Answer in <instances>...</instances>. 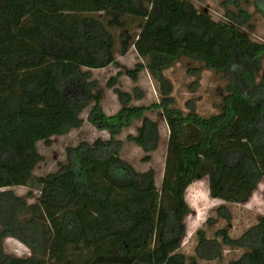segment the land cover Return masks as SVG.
I'll return each mask as SVG.
<instances>
[{
  "label": "trees",
  "instance_id": "16d2710c",
  "mask_svg": "<svg viewBox=\"0 0 264 264\" xmlns=\"http://www.w3.org/2000/svg\"><path fill=\"white\" fill-rule=\"evenodd\" d=\"M216 20L191 0H0V264H199L196 256L167 248L187 234V189L208 177L210 196L228 221L227 203H247L264 182V80L257 73L264 43L245 29L264 0H223ZM132 48L144 60L119 71L107 85L120 110L108 115L104 90L93 69L119 65ZM182 57L231 75L221 111L210 116L174 106L164 71ZM257 67V68H256ZM147 69L160 102L134 105L143 93L118 86ZM160 108L169 127L161 187L156 170L138 171L120 155L119 135L141 121L128 140L147 155L159 148L160 126L147 116ZM88 121L110 139L82 141L66 150L49 186L35 202L17 194L44 160L38 143ZM209 217L207 222H212ZM198 249L209 243L197 231ZM225 245L243 249L226 264H264V215L240 237L216 231ZM22 242L29 254L7 253L5 240Z\"/></svg>",
  "mask_w": 264,
  "mask_h": 264
},
{
  "label": "rangeland",
  "instance_id": "374dc122",
  "mask_svg": "<svg viewBox=\"0 0 264 264\" xmlns=\"http://www.w3.org/2000/svg\"><path fill=\"white\" fill-rule=\"evenodd\" d=\"M191 1L199 9L210 12L216 20L224 19L223 0ZM250 10L253 13L252 26L245 29L254 40L264 43V15L257 12L254 7H251ZM118 59L120 67L110 65L106 68L92 70L94 77L100 81L104 90L103 107L108 115L116 114L121 108L116 93L107 85L108 79L119 71L124 72L125 69L134 68L137 63L144 62L134 48L126 55L119 56ZM245 68L246 65L237 62L230 69V73H217L206 69L198 61L182 57L172 67L166 69L164 74L173 84L174 106L186 113L189 111V107H193L199 114L210 116L221 111L231 75L240 73ZM257 80H264V58L257 73ZM117 83L122 89L133 94L143 93L142 99H135L132 102L134 105L150 106L160 102L158 84L147 69L139 74L137 81L123 74ZM88 112L89 110H86L82 113L84 123L81 128L73 129L65 135L54 136L50 143L44 141L38 143V149L44 156V160L36 166L27 185L13 187L17 194L26 196L31 192L32 196L29 198V202H35L45 194L49 186L41 178L58 170L60 163L65 162L67 147L76 146L82 141L94 142L97 138L110 139L108 131L98 129L88 121ZM146 114L159 123L161 132L159 148L149 153L151 159L148 162L143 160L147 154L135 143L128 140V135L135 134L137 127L141 125V121H135L131 127L119 135V139L122 141L120 155L138 171L154 168L157 185L161 187L169 127L162 109H151ZM186 199L191 206V213L186 218L187 234L182 242L167 248V256L180 251L187 257L196 256L199 264H226L239 258L244 250L225 245L222 238L216 235V231L229 227L230 236L237 238L258 222L260 215H264V182L259 184L258 189L247 203L226 204L231 211V221L218 216L216 209L224 202L210 196L208 177L194 182L187 189ZM209 217H213V221L210 223L207 222ZM199 229H204L209 239V243L200 250L198 249L199 238L197 234ZM4 246L6 252L13 255L26 256L29 254V249L22 242L12 237L5 240Z\"/></svg>",
  "mask_w": 264,
  "mask_h": 264
}]
</instances>
